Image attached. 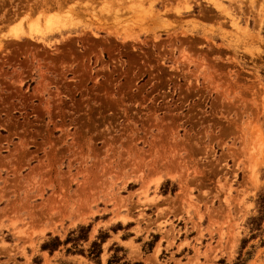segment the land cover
<instances>
[{
  "label": "rangeland",
  "instance_id": "374dc122",
  "mask_svg": "<svg viewBox=\"0 0 264 264\" xmlns=\"http://www.w3.org/2000/svg\"><path fill=\"white\" fill-rule=\"evenodd\" d=\"M47 1L0 0V264H264V0Z\"/></svg>",
  "mask_w": 264,
  "mask_h": 264
},
{
  "label": "bare ground",
  "instance_id": "6f19581e",
  "mask_svg": "<svg viewBox=\"0 0 264 264\" xmlns=\"http://www.w3.org/2000/svg\"><path fill=\"white\" fill-rule=\"evenodd\" d=\"M48 1L44 2L45 5H44V3H42L44 5L43 7H45L47 5V7H45V9H47V10L58 9L57 11L59 13L52 15V16H47L45 14L46 17L44 18L43 25L39 24L37 26L40 29L38 31H40V33L43 34L42 36H48V35H53V34L54 35L64 34L65 32L71 31L72 29L76 28L81 23L80 18L82 17V15L84 16V14L87 11L89 12L88 9H89L90 5L87 2H90L91 0H83L86 3L85 2L77 3L78 0H76L77 2L74 0L76 3L73 0H56L54 4H53L54 1L51 0V1H49V2H52V4H50V5L46 4V3H49ZM72 1H73V4L71 3L72 5L71 4L68 5V3L72 2ZM91 2H94V1H91ZM83 3H85V4L83 5ZM167 4H169V2ZM51 5H53V6H51ZM83 6H84V9H83ZM99 19L100 18H98V20ZM84 22H82V23L86 24V21H84ZM104 23H103V25H104ZM100 27H101V24H100ZM32 30L35 31L34 27L30 28L29 32L24 31V33L29 35V36H33Z\"/></svg>",
  "mask_w": 264,
  "mask_h": 264
},
{
  "label": "trees",
  "instance_id": "16d2710c",
  "mask_svg": "<svg viewBox=\"0 0 264 264\" xmlns=\"http://www.w3.org/2000/svg\"><path fill=\"white\" fill-rule=\"evenodd\" d=\"M54 242V248L56 246H59L60 244H62V242L60 241V239L58 237H55L53 240ZM66 242H69V239L66 241ZM94 247L98 246V243H94L93 244ZM44 249H50V243H46L44 246H43ZM100 252V251H98ZM92 253H94V251H92ZM124 264H127V263H124ZM135 264H141V263H135ZM234 264H245L243 260H241L240 258L237 260V262H235Z\"/></svg>",
  "mask_w": 264,
  "mask_h": 264
}]
</instances>
